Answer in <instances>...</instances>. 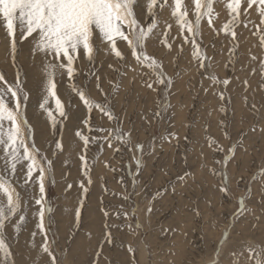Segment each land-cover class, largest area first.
<instances>
[{
	"label": "rangeland",
	"instance_id": "rangeland-1",
	"mask_svg": "<svg viewBox=\"0 0 264 264\" xmlns=\"http://www.w3.org/2000/svg\"><path fill=\"white\" fill-rule=\"evenodd\" d=\"M229 2L211 0L192 36L172 15L175 0H157L154 14L138 0L141 27L155 21L143 52L160 69L120 39L117 58L97 31L94 58L81 49L74 78L66 70L53 77L66 113L49 97L55 124L39 107L52 57L34 50L37 34L17 28L9 37L0 24V98L11 109L19 103L38 160L28 179V162L5 169L0 146V175L21 204L5 220L9 254L0 252V264H264V17L258 3L241 0L239 23L225 31ZM181 6L194 22V0ZM17 85L23 91L12 97L7 89ZM73 87L114 118L89 110ZM40 167L47 171L37 205ZM0 201L6 206L2 192Z\"/></svg>",
	"mask_w": 264,
	"mask_h": 264
},
{
	"label": "snow or ice",
	"instance_id": "snow-or-ice-1",
	"mask_svg": "<svg viewBox=\"0 0 264 264\" xmlns=\"http://www.w3.org/2000/svg\"><path fill=\"white\" fill-rule=\"evenodd\" d=\"M137 2L138 0H0V18H2L0 24L6 29L7 35L14 38L17 28L25 38L35 33L37 35L34 37V50L44 53L46 58L52 57V61L46 59L44 64L46 95L39 107L47 112L53 124L56 121L52 118V113L47 110L49 97L55 101L56 111L59 115L61 117L66 115L61 100L57 98L56 83L53 77L61 70H66L67 76L73 79L76 74L73 64L81 49L89 60L94 58L95 48L92 41L97 31L101 39L111 46V50L117 58H122L121 52L116 47L117 39H120L127 41L133 56L138 61H150V68L154 71L160 69L159 63L154 58L147 57L143 52L145 37L155 27V21L147 27V30L141 27L134 13V5ZM156 2L157 0H148V13L154 14ZM240 2L241 0H231L227 4L231 13V21L224 25L225 31L239 23ZM254 3L260 5L259 12L261 17H264V0H248L249 7ZM194 6L196 9L194 22L187 19L186 12L182 10L181 0H175V8L172 13L181 29L187 28L192 36L197 35L202 17L210 16L212 12L211 0H194ZM260 39L264 44V35ZM197 55L198 52L194 51L193 56ZM157 75L161 76L162 72H158ZM0 79L3 77L0 76ZM213 79L215 80V77ZM158 82L163 83V80H158ZM223 83L227 84L228 81L225 80ZM147 86L152 87L151 84ZM72 90L78 94L80 100L89 110L95 107L104 111L109 119L114 118L103 104L95 103L88 98L86 90L76 87H73ZM7 91L11 92L12 97H19L23 90L17 85L16 89L9 87ZM23 99H28L27 94L23 95ZM6 121L8 122L7 126L5 125ZM25 126L26 121L22 118L19 103L14 109H11L0 98V146L6 153L3 157L5 169L14 173L17 165L28 162L27 178L30 179L33 170L38 167V160L35 147L30 148L25 143ZM77 135L80 136V133ZM81 139L85 144L88 143L86 137H81ZM56 147L60 149V143H57ZM136 148L139 150L141 146L136 145ZM81 159L84 160V157L82 156ZM137 165H139V160H137ZM46 171L47 169L43 167L39 168L38 182L41 197L35 200L37 205L43 203ZM0 192L7 199L6 206L0 201V237H2L5 220L12 214L18 213L21 210V204L19 194L3 175H0ZM39 216L40 227H43L45 216L43 206L40 208ZM24 219L25 217L21 215L20 221L22 222ZM5 248V241L0 238V252L7 256L9 253L5 251ZM44 251L51 255L47 245L44 246ZM53 264H56L54 257Z\"/></svg>",
	"mask_w": 264,
	"mask_h": 264
},
{
	"label": "bare ground",
	"instance_id": "bare-ground-1",
	"mask_svg": "<svg viewBox=\"0 0 264 264\" xmlns=\"http://www.w3.org/2000/svg\"><path fill=\"white\" fill-rule=\"evenodd\" d=\"M31 42V41H30ZM243 64V63H242ZM36 81V80H35ZM83 117V116H82ZM89 208V207H88ZM98 217V216H97ZM86 219V218H85ZM92 221V220H91ZM31 223V222H30ZM31 226V225H30ZM90 226V225H89ZM28 227V226H27ZM89 228V227H88ZM90 230V229H89ZM97 231V230H96ZM97 232H99V231H97ZM97 232H96V234H97ZM62 234V233H61ZM51 242V241H50ZM67 263V262H66Z\"/></svg>",
	"mask_w": 264,
	"mask_h": 264
}]
</instances>
